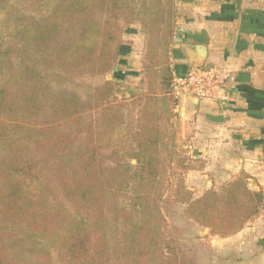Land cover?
Here are the masks:
<instances>
[{
    "label": "trees",
    "instance_id": "trees-1",
    "mask_svg": "<svg viewBox=\"0 0 264 264\" xmlns=\"http://www.w3.org/2000/svg\"><path fill=\"white\" fill-rule=\"evenodd\" d=\"M22 1L0 0L3 23L17 27L14 41L21 45L0 48V264H196L178 241L180 230L168 229L155 200L165 167L155 94L141 95L130 122L132 143L121 153L108 152L105 142L124 123L123 110L110 98L112 81L86 101L60 91L46 102L54 83L112 67L121 48L116 11L126 0H56L43 17ZM164 2L172 7L167 12L171 39L173 0H142L135 12L142 15L150 48ZM93 7L101 9L92 15ZM127 9L134 14L133 5ZM75 28L77 35L62 38L63 31ZM13 53L18 58L12 64ZM43 66L55 69L58 78H47ZM165 71L161 78H167L173 110L169 65ZM171 159L173 165L183 161L176 154ZM247 177L241 174L220 192L212 189L196 198L175 182L166 202L181 205L185 218L211 235L227 237L264 204L263 192L250 189Z\"/></svg>",
    "mask_w": 264,
    "mask_h": 264
},
{
    "label": "crops",
    "instance_id": "crops-1",
    "mask_svg": "<svg viewBox=\"0 0 264 264\" xmlns=\"http://www.w3.org/2000/svg\"><path fill=\"white\" fill-rule=\"evenodd\" d=\"M173 3L172 75L197 65L199 45L203 64L231 70L219 100L183 98L172 110L187 154L203 165L186 175L211 184L245 174L248 187L264 194V0ZM209 238L213 264H264V204L236 233Z\"/></svg>",
    "mask_w": 264,
    "mask_h": 264
},
{
    "label": "rangeland",
    "instance_id": "rangeland-1",
    "mask_svg": "<svg viewBox=\"0 0 264 264\" xmlns=\"http://www.w3.org/2000/svg\"><path fill=\"white\" fill-rule=\"evenodd\" d=\"M55 1L23 0L20 5L34 7L37 17H43L51 12ZM85 1L91 2V0ZM141 1L126 0L124 3L125 7L116 11V18L121 27V33L119 34L121 48L112 67L104 73L82 72L66 77L60 83H54L53 90L48 92L46 102H48L49 96L52 97V93L58 94L60 91L74 93L81 101H86L97 87L107 80L112 81L113 88L110 98L115 103L118 102V107L121 111L123 110L124 123L116 127L112 134L105 138V142L108 144L106 148L108 152L118 150L121 153L128 149L132 143L133 137L129 131L130 122L133 121V116L135 117L138 113L137 111L143 102V100L140 101L141 95L146 91L155 94L156 122L160 131L159 156L165 164L158 180L155 200L160 206V210L165 214L168 229L171 226H177L178 230H180L178 241L187 253L195 259V263L213 264L214 259L212 256H214V251L210 249L212 248V241L209 238V235H211L209 228H207L209 230L207 232L205 228L197 225L190 219H186L181 205L171 204L170 207L166 200L175 182H178L182 188H186L190 192L189 196L196 198L208 190L214 189L220 192L222 187L226 186L225 184L232 179L229 178L222 181L213 179L210 184L209 181H198L186 175L187 167L196 169L203 167V165L199 159H193L187 154V147H184L186 139L180 135L181 132L172 111L169 89L168 85H166L167 78H161V76L166 74L165 69L172 59L174 50L173 36L170 39L167 35L172 23V17L168 18L167 12L168 10L171 11L172 7L167 6V2L160 4L159 34L153 48H150L148 34L144 29L142 21L139 19V16L142 15L135 14L141 6ZM131 5L135 8L134 14L129 13V9H127ZM99 9L101 8H91L90 14L93 15V11ZM103 13L106 16V13ZM80 16L81 13L79 12L77 17ZM3 17V12H0V48L3 49L7 46H11V48L21 47L20 44L16 45L14 41L16 39L15 32L18 31L17 27L3 23ZM82 18H84L83 14ZM173 21L175 22V19ZM77 31V28L63 31L62 38L77 35ZM33 53L34 51H29V54ZM6 58L9 60L11 55L9 54ZM16 58H18L17 55L13 53L12 64ZM43 67L46 68L47 78H58L55 69L47 66ZM55 89L57 90L55 91ZM82 104L84 108H88V102ZM91 104H93V101H91ZM174 154L183 161L173 165L171 158H173ZM173 166L175 175L172 174ZM191 188H195V190ZM188 195L183 194L185 197Z\"/></svg>",
    "mask_w": 264,
    "mask_h": 264
},
{
    "label": "built area",
    "instance_id": "built-area-1",
    "mask_svg": "<svg viewBox=\"0 0 264 264\" xmlns=\"http://www.w3.org/2000/svg\"><path fill=\"white\" fill-rule=\"evenodd\" d=\"M231 79V70L221 64L193 65L182 73H175L171 82V95L178 102L183 98L217 101Z\"/></svg>",
    "mask_w": 264,
    "mask_h": 264
},
{
    "label": "water",
    "instance_id": "water-1",
    "mask_svg": "<svg viewBox=\"0 0 264 264\" xmlns=\"http://www.w3.org/2000/svg\"><path fill=\"white\" fill-rule=\"evenodd\" d=\"M197 50H198V53L201 55L199 61L197 62V65H202L203 64V60L205 58V46L203 45H199L197 46Z\"/></svg>",
    "mask_w": 264,
    "mask_h": 264
}]
</instances>
